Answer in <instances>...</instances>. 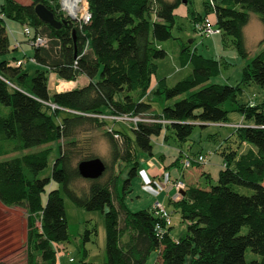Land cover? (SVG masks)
I'll return each instance as SVG.
<instances>
[{"label": "trees", "instance_id": "trees-1", "mask_svg": "<svg viewBox=\"0 0 264 264\" xmlns=\"http://www.w3.org/2000/svg\"><path fill=\"white\" fill-rule=\"evenodd\" d=\"M86 1L87 22L67 16L59 0L0 1V156L8 157L0 160V202L26 212L27 264H58V253L69 239L61 187L76 205L104 213L106 264H146L153 251H159L156 264H264V99L238 102L244 86L264 87V46L247 62L240 82L229 85L210 81L221 71L218 58L182 45L180 63L191 65V71L172 86L165 77L156 79L154 92L174 100L156 112L145 95L158 71L156 60L167 55L162 42L173 37L175 10L183 0ZM203 3L205 15L194 14V22L212 14L223 38L231 36L239 55L246 58L243 28L249 12L259 14L264 25V0ZM38 4L45 5L55 19L67 22L52 27L36 14ZM7 19L28 25L34 35L48 39L46 46L33 47L30 57L38 66L33 75L23 65L14 64L18 58L13 53L9 57L16 48L10 44ZM53 74L65 81L85 75L89 81L50 94ZM227 102L242 121L233 125L221 144L224 164L216 184L209 188L188 185L172 203L187 223L185 233L173 238V224L159 231L157 224L165 225L162 218L151 209L131 210L126 204L132 181L139 174L141 154H152L153 137L163 131L166 140L172 135L178 143H185L196 126L228 123L231 109ZM63 112L67 116L56 122ZM101 115L153 121L132 123V136L107 129L111 159L109 163L103 160L106 169L99 178L86 179V190L76 191L74 183L82 178L78 163L98 157L81 154L76 135L86 126L102 128L106 119ZM53 142H58L59 155L50 173L42 176ZM187 156L193 163L195 155H181ZM120 162L131 165L121 190V172L116 170ZM91 232L86 230V239ZM247 248L259 259L246 260Z\"/></svg>", "mask_w": 264, "mask_h": 264}, {"label": "rangeland", "instance_id": "rangeland-1", "mask_svg": "<svg viewBox=\"0 0 264 264\" xmlns=\"http://www.w3.org/2000/svg\"><path fill=\"white\" fill-rule=\"evenodd\" d=\"M17 1L22 4H26L27 2L26 0ZM203 1L204 0H188L184 5L186 8L185 11L179 12L176 17V23L172 29L173 37L162 42V46L167 51V55L162 59L156 60L158 71L156 75L152 77L151 85L145 95V101L150 103L153 110L156 112H160L164 105L174 102V100H166L163 95L154 92L156 79L158 77H165L167 84L172 86L191 71V65L182 66L180 63L179 54L182 45L187 46L192 51L196 50L206 57L213 56L218 58L221 61V71L217 76L212 77L210 81L229 85H236L240 82L243 69L247 62H249L250 59L259 52L262 46H264L260 45V41L264 38V25L259 14L255 12H249V21L243 28L245 47L248 51V56L246 58L239 55L231 36L225 35V38H223V35L220 33L210 36L201 35L195 30L193 16L194 14L205 15ZM59 2H61V0H59ZM76 5L79 8L80 2L78 4L76 3ZM78 8L73 12L76 18L80 17V10ZM63 11L69 17L71 16L65 10ZM6 26L11 47L16 48L9 54V57H11L13 53L16 58L25 59L23 67L33 75L38 66L35 62H31L28 59L32 56L34 48L30 42H28V37L24 33L25 25L16 20L7 19ZM63 83L68 82H65L54 74L51 75L49 81L50 94H53L56 88L59 89V86ZM243 88L244 91L242 95L238 97V102L258 103L264 99V87L252 83ZM60 90H69V88ZM117 97L118 95L116 98ZM183 97H185V95H181L179 98ZM226 107L231 109V103L227 102ZM65 116H67L65 112L60 113L59 117L55 118V121L60 123ZM105 119L106 124L102 128L86 126L77 133L76 137L78 142L76 149L79 150L81 154L93 153L109 163L111 159V150L105 131L115 128L126 132L130 136L133 135V132L131 129L132 122L129 120L119 121L107 116ZM241 121L242 116L239 112L231 109L228 114V123L226 124H210L205 127L196 126L190 140L192 143V154L197 156L201 153L202 156L205 157V161L202 163L203 165H206L210 160L211 162L215 160L214 155L217 154L216 151L221 149V144L225 143L226 138L231 134L233 125ZM168 140V145L176 144V140L173 136ZM183 144H185V147L187 146V142ZM50 145L52 151L49 155V165L42 176H46L50 173L52 164L59 155L58 142H53ZM6 158L8 157L0 156V160ZM181 160L182 164L184 158ZM79 161L80 158L76 157L75 163ZM203 165L200 163H193L188 171H193ZM130 167V164H124L122 162L116 166V170L121 172L119 182L120 190L123 180L128 176ZM201 182V185L198 186L203 188H209L211 184H216V181L213 179L210 182L205 181V179ZM88 185L89 182L86 178L82 177L75 181V187L73 186V188L82 191L86 190ZM241 190L249 192V190L245 188H241ZM60 192L64 199L69 239L63 243L64 249L58 253V264H106V228L104 213L100 210L88 211L76 205L66 195L62 187L60 188ZM153 199L154 197L152 194L142 190L139 180L135 177L131 184V191L125 199L129 208L131 210L147 208ZM43 200H46V192L43 194ZM168 206H171L169 208L172 212L171 219L174 226L171 230V236L173 238H179L185 233L187 223L182 221L180 214L173 210V205L168 204ZM37 225L40 226V223L38 222ZM94 229L95 231H93ZM86 230L92 231L89 234V239L85 237ZM245 231L246 228L243 227L242 232ZM26 237L27 215L25 210L17 206H6L0 202V263L27 264ZM158 254L159 251H153L146 264H156ZM245 257L248 261L255 258L259 259V255L252 252L250 248L246 249ZM70 258H73V261H70Z\"/></svg>", "mask_w": 264, "mask_h": 264}, {"label": "crops", "instance_id": "crops-1", "mask_svg": "<svg viewBox=\"0 0 264 264\" xmlns=\"http://www.w3.org/2000/svg\"><path fill=\"white\" fill-rule=\"evenodd\" d=\"M26 1H27L26 4L30 3V0H26ZM186 2L187 1L185 0V2L183 1L182 4L178 6V8L175 10L176 15H178V13L183 10L185 11L186 8L184 5ZM88 81L89 79L85 75H81L75 81H65V82L71 83L72 85L69 87V89H73L75 87H80L87 84ZM55 91H62V90L56 88ZM164 133L165 132L163 131L160 135L153 137L152 154L151 155L141 154V158H140V165L138 171L139 174L137 175L136 178L139 180L141 188H142V184L145 183L146 181H151V180L162 181L164 179L163 177L165 173L169 174V178L171 180L169 183H167L164 189H162L156 196H153L154 199L147 207V209H151L156 201L162 203L166 208L167 207L169 208L171 206H168V204L172 205L173 202L181 198L183 193L181 191L180 197L177 196L178 190L174 186L173 180H177V179L182 180L185 184V188L188 185H197V186L201 185L202 183L201 181H203L204 179L207 182H210L212 179L216 181L219 172L223 168V164H224L223 158L218 150L216 151L217 154L214 155L215 160H213L212 162L211 160L208 161L206 165H203L202 164L203 162L197 161L198 156L202 155L200 153L199 155L194 156L195 160H193L194 161L193 163L196 164L200 163L203 166L193 171H188V169L191 168L192 165L190 167H185L183 165V162L181 164L182 161L181 155L184 153H192L191 141L187 142L186 147L185 144L178 143L177 141L175 145L174 144L168 145L169 143L168 139H170L172 135H170V137H168V139L166 140L164 138ZM177 168L179 169V171ZM168 210L171 212L170 208Z\"/></svg>", "mask_w": 264, "mask_h": 264}, {"label": "built area", "instance_id": "built-area-1", "mask_svg": "<svg viewBox=\"0 0 264 264\" xmlns=\"http://www.w3.org/2000/svg\"><path fill=\"white\" fill-rule=\"evenodd\" d=\"M78 1L80 2L79 8L76 5V3L77 4L79 3ZM60 6H61L62 10H65L66 12L69 13V15H71L73 17H75L73 15L74 10L76 11V9L78 8L80 10V17L79 18L75 17L76 18L75 20L83 21V22H87L90 20L88 3L86 0H76V1L61 0ZM81 8H82V10H81ZM71 16H70V18H71ZM195 30L198 31L201 35H205V36H210V35L220 33V29L215 25V19H214V16L212 14L207 15L202 21L195 23ZM24 33L28 37V42H30V44L33 47L46 46L48 44L47 37L42 36L40 34L34 35L32 32V29L28 25L24 26ZM28 59L31 62H35L33 57H29ZM24 63H25V59H22V58L21 59L18 58L16 60H14V64H16L17 66H22V65H24ZM45 103H49V102H45ZM50 105L52 108L64 109V108L57 106L56 104H50ZM65 110H68V109H65ZM68 111H71V110H68ZM101 116L106 117L105 115H101ZM107 117H110V118H113V119H116L119 121L129 120L133 124H136L139 121H153V119L142 118L139 116L129 117L126 115H122V116L110 115ZM211 124L220 125L219 123H211ZM197 161L203 162V161H205V157L202 155H199L197 158ZM183 165L185 167H190L192 165V159L188 156L185 157L183 160ZM163 178L164 179L162 181H156V180L146 181L145 183L142 184L143 191H145L149 194H152L153 196H156L162 189L165 188L167 183H169L171 181L168 173H165ZM173 184L178 190L177 196L180 197V192L185 188L184 182L182 180L177 179V180H173ZM151 211L153 212V214L155 216H158L164 220V223H165L164 226H162L161 224H157V226H156V228L159 231L166 230V228L172 224L171 213L162 203L156 201L153 204ZM72 260L73 259L71 258L70 261H72Z\"/></svg>", "mask_w": 264, "mask_h": 264}, {"label": "water", "instance_id": "water-1", "mask_svg": "<svg viewBox=\"0 0 264 264\" xmlns=\"http://www.w3.org/2000/svg\"><path fill=\"white\" fill-rule=\"evenodd\" d=\"M183 1L185 2V0ZM35 12L41 20L49 23L54 28H60L63 23L67 22V20L59 21L55 19L53 13L43 4L36 5ZM71 19L75 20L76 18L71 16ZM77 167L80 175L86 179L99 178L106 169V165L100 157L81 160ZM182 193H184L183 190Z\"/></svg>", "mask_w": 264, "mask_h": 264}, {"label": "bare ground", "instance_id": "bare-ground-1", "mask_svg": "<svg viewBox=\"0 0 264 264\" xmlns=\"http://www.w3.org/2000/svg\"><path fill=\"white\" fill-rule=\"evenodd\" d=\"M73 1H76V0H73ZM71 85H72L71 83H63L59 86V89L69 88Z\"/></svg>", "mask_w": 264, "mask_h": 264}]
</instances>
